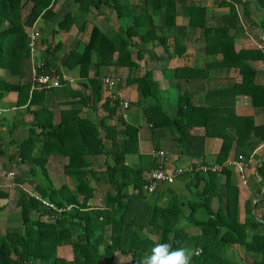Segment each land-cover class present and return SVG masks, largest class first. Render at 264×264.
Here are the masks:
<instances>
[{
  "label": "trees",
  "instance_id": "1",
  "mask_svg": "<svg viewBox=\"0 0 264 264\" xmlns=\"http://www.w3.org/2000/svg\"><path fill=\"white\" fill-rule=\"evenodd\" d=\"M54 1L0 0V69L20 72L29 55L24 13L29 9L32 20L41 15L53 21ZM75 1L83 15L106 7L132 21L121 29L123 36L117 40L93 26L83 51L64 58L63 64L76 69L91 88L83 104L94 109L100 105L103 116L95 121L75 112L70 117L74 116L73 125H66L69 118L61 121L66 126L46 129L39 125L38 135L45 134L46 141L41 156L34 159L29 155L35 140L31 137L25 143L29 162L39 172L36 193L61 211L22 196V227L0 237V264H110L116 254L129 257L132 264L149 255L157 243L170 244L173 250H199L191 264H243L245 259L247 264H264V213L254 214L257 202L250 198L239 203L241 192L232 182L231 169L224 168L221 175L184 172L175 183L161 184L152 194L143 191L150 171L161 165L160 150L169 153L167 163L171 158L179 164L183 158L204 160L206 139H221L214 157L215 163L222 164L234 154L248 156L264 143V124L256 125L252 114L257 109L264 112L260 75L264 68L255 67H264V49L240 48L228 30L213 26L199 3L140 0V6L123 11L118 0ZM155 16L161 18L158 26ZM179 16L188 18L190 28L198 29L203 44L196 51L211 57L201 67L186 62L189 32L175 33ZM72 23L75 20L66 15L56 26L58 31H68ZM157 48L165 54L158 56ZM173 58L185 62L180 66L175 62V66ZM38 61L46 68H57L49 59ZM110 67L114 71L107 73L117 78L122 69L128 72L125 78L121 75V82H126L121 98L129 101L126 118L121 115V98L116 93L111 94L115 98L107 95L100 77L101 69ZM228 70L235 76H219V71ZM127 89L134 90L136 99L128 97ZM3 90L17 91L25 101L29 86H13L0 79V93ZM239 99H247L251 108L238 112ZM141 141L151 143L148 152L142 153ZM51 155L65 159L63 173L73 188L54 187L55 176L50 178L54 170L47 163ZM254 170L260 179L254 194L264 199V158ZM184 190L187 194L182 197ZM100 194L104 205L93 207L92 201ZM45 215L54 219L41 220ZM181 222L186 224L180 226ZM186 225L199 228V233L189 234ZM62 247L70 248V259L58 254ZM229 248L235 249L233 255L228 256ZM235 258L238 261L233 263Z\"/></svg>",
  "mask_w": 264,
  "mask_h": 264
},
{
  "label": "crops",
  "instance_id": "2",
  "mask_svg": "<svg viewBox=\"0 0 264 264\" xmlns=\"http://www.w3.org/2000/svg\"><path fill=\"white\" fill-rule=\"evenodd\" d=\"M221 1H224V3ZM118 2L123 11L129 7L140 6V0H118ZM230 2L233 8H231ZM197 3L206 9V17L211 20V23L214 24L213 26L228 30L229 35L236 38V43L240 48H249L255 45L259 38L262 37L264 0H178V4L182 5ZM260 3L263 5H260ZM52 7L55 14L53 21L45 19L41 15L32 20L31 16H29V9H26L23 17L26 20V33L30 26L36 23L37 31L40 34L36 61L46 58L49 59L51 64L55 63L62 74V86L51 92L34 94L32 101L27 107L25 105L28 101V93L25 101L24 95L19 94L17 91L3 90L0 93V107L9 109L7 113L0 116V183L2 185L0 191V237L5 236L8 231L22 227L23 209L19 205V199L22 196H38L36 188L40 183L39 172L35 167H32L29 161L33 150L35 158L39 156L37 150L39 153L41 152L42 145L39 148L37 142L44 143L46 141L45 134H42V136L38 135L41 131L39 125L50 129L61 126L63 124L61 121L66 118H69V120L65 121L68 122L66 125H73L72 119L74 116L73 118L70 117L75 112H78L80 116L97 121L103 113L102 108H98L100 105L94 109L87 102L83 104L82 100L91 94V88L84 80L79 78L76 69H69L63 64L64 58L73 52L81 53L83 51L88 40V33L93 26H97L108 37L117 40L120 36H123V34L119 35L121 29L129 26L132 21V18L121 15L119 17L115 10L106 7H101L99 10L91 9L83 15L80 12V4L75 0H55ZM66 15H70L75 20V23H72L68 31L56 32L57 22ZM154 21L157 26L161 24L159 16H155ZM176 25L175 33L177 35L180 36L189 32V37L186 39L185 44L188 40H191L192 43L202 46L203 42L198 40L201 38L199 37L198 29L189 27L188 18L177 17ZM157 28L159 29L160 26ZM156 52L157 54H165L162 48H157ZM185 58L186 62H195L198 67H201L206 60L211 59V57L203 55H188ZM172 62H174L175 66V62L180 66L185 61L173 58ZM261 66V64H256L255 67L261 68ZM30 68L31 62L27 58L22 63L21 70L18 73L12 72L9 68L0 69V79L13 86H28ZM111 71H114L113 67L101 69L100 77ZM120 72L123 73L124 78L128 75L126 69H122ZM218 74L219 76L226 74L228 78L235 76V73L231 70L219 71ZM93 75L94 70L92 67L90 78ZM120 83L121 77L117 89L120 87V91L123 92L126 88V82ZM126 91L130 99H136L133 89H127ZM23 101L24 103H22ZM236 108L239 112V108L246 109L247 106L239 107L237 105ZM262 123L259 122L257 124ZM31 137H33L36 144L30 150L31 155H29V148L25 146V143L29 142ZM219 145L220 142L217 139L206 140L205 157L207 162L215 161L214 155L217 153ZM140 146L142 153H146L149 151L151 144L148 141H141ZM47 163L49 169L56 172V176L53 179L55 186L66 184L71 187L70 178L63 173V167L66 164L65 159L61 160V156L51 155ZM31 168L33 173L30 172ZM10 173L14 174L11 178L8 176ZM244 190L243 188L241 191L242 198L245 197L242 196V192H245ZM95 201H92V205L101 206L96 204ZM32 216L33 211L31 212ZM115 256L120 262L122 261V263L118 261V264L130 263L129 257L117 254Z\"/></svg>",
  "mask_w": 264,
  "mask_h": 264
},
{
  "label": "clouds",
  "instance_id": "3",
  "mask_svg": "<svg viewBox=\"0 0 264 264\" xmlns=\"http://www.w3.org/2000/svg\"><path fill=\"white\" fill-rule=\"evenodd\" d=\"M262 34H263L262 37H260L259 40L254 45L255 48L260 49V50L261 49H264V31H263ZM261 68H264V67L261 66ZM117 73L118 72H116V74ZM106 76H112L115 79V85L112 88H108L104 84L103 78L106 77ZM101 79H102V83L104 84L105 88L107 89V91L105 90L106 93H107V95H111L112 93H116L121 98V91L120 90H119L120 92L119 91H116L117 90V86H118V84L120 82V78H117V77L113 76L111 73H106L105 75H103L101 77ZM33 96H32V98H33ZM110 97L111 98H115V97H113V95H111ZM31 101H32V99L30 100V102ZM30 102L27 101V103H26L25 106L27 107L30 104ZM120 102H126L127 103V108L124 111L122 110V107L119 104L120 105V111L123 112V113H121V115L126 118L127 117V109H128V106H129V101L124 100V99L121 98V101ZM0 109H4L5 110L2 114H0V116L4 115L5 113H7L9 111V109L2 108V107H0ZM262 124H264V123H262ZM256 125H259V124L256 123ZM208 139H210V138H208ZM217 140H219V142H220V145H219V149H220L221 139H217ZM219 149H218V151H219ZM218 151H217V153H218ZM261 151H263L262 155L260 154ZM159 153H163L164 156H165V158L166 157H170L169 155H167L169 153L167 151H165V150H163V151L160 150ZM259 154L261 155V157L257 160L256 159V155H259ZM158 157L160 158V156H158ZM239 157H242V161H243V174H244V176L247 179V184L246 185H243L241 183V174L239 173L236 165H227L228 162H237L239 160ZM263 158H264V143L260 144L257 148H255V150L253 152H251L247 157L244 154H237V155L234 154V155L231 156V158L227 159L222 164L215 163V161L214 162H207L206 161V157H204V160H202V159H199V160H186L184 158V159H182V161H181L180 164L177 163L175 160L172 162V158H171V162H169V163L166 162V159H165L164 162H161L160 161L161 158H160L158 163H160L164 167V169L167 170V171L172 170L174 168H178V167L183 166V165H194V166H197V165L200 164V165H207V166H210V167L211 166H220L221 167V170L220 171H213V172L212 171H208V172H205V173L204 172H201V171H198V172H189V171H186L184 173V174L188 173L189 175L195 174V173H201V174L215 173L217 175H221V173H222V171H223L224 168L231 169L232 170V173H236L237 176H238L239 182L236 185L240 189V192L244 188L245 189L244 191H245L246 195H250L251 196V197H246L245 196L244 198H242L241 195H240L239 198L242 201H244L246 198H250V199L253 200L252 201L253 203H256L257 202V207L254 209V214H256L258 216V213H259L260 214L259 217H260L262 215V213H264V204H263L264 199H262L260 197H256V194H254V192L256 191V188L254 187V185L257 184L258 181L260 180L257 177H255V170L254 169H255L256 165H258L260 163L261 159H263ZM156 168H154V169H152L150 171L149 177H150L152 171L155 170ZM179 175H181V174H179ZM179 175H176L175 178H174V180L172 182H164V181H162V182L157 183V185H156V187H155V189H154L153 192H155L158 189V187H160L161 184H173V183H175V181H176V179H177V177ZM149 177H148V179H149ZM147 183L145 185H147ZM250 185H252V186L250 187ZM144 186H143V191H144ZM1 189H2V185H1L0 191H1ZM153 192H151L149 194H152ZM261 193L262 194L264 193V189L261 190ZM149 194L146 193V195H149ZM31 198H34L39 203H41V201H46V200H43L39 196H31ZM94 200H93V202H94ZM88 203L90 204V202H88ZM92 206L94 207L95 205H92ZM34 215L36 217L38 214L37 213H34ZM53 219L54 218H52V216H48V215H45V216H42L41 217V220H44L46 222H50V220H53ZM63 248H68V247H63ZM194 255H199V250H193V249H191L189 247H180V248H177V249L173 250L172 249V246L170 244H167V243H157L151 249V253L149 255H146L141 260L140 264H191V261H192V258H193ZM125 259L127 260V258H125ZM136 261L137 260H135L132 264H134ZM112 262H113V260L111 261L110 264H112Z\"/></svg>",
  "mask_w": 264,
  "mask_h": 264
},
{
  "label": "built area",
  "instance_id": "4",
  "mask_svg": "<svg viewBox=\"0 0 264 264\" xmlns=\"http://www.w3.org/2000/svg\"><path fill=\"white\" fill-rule=\"evenodd\" d=\"M28 41H27V48H28V59L31 62V68H30V75L28 80L29 90H28V102L32 99V96L35 93H44V92H51L53 90H56L62 86V74L61 71L58 68H52V67H45V64L43 61H36L37 58V51L39 48V40H40V34L37 31L36 23H33L28 32ZM103 82L108 88H112L115 85V79L112 76H106L103 78ZM120 105L122 107V110L124 111L127 108L126 102H120ZM5 110L0 109V114H2ZM159 156L161 158V162L165 161V156L163 153H159ZM227 165H236L239 173L241 174V183L243 185L247 184V179L243 174V161L242 157H239V160L237 162H228ZM220 166H207V165H183L178 168H174L172 170H165L162 165L158 166L155 170L152 171L147 185L144 186L145 193L149 194L154 191L157 183L159 182H172L176 175L182 174L186 171L189 172H208V171H220ZM13 176L12 173L9 174V177L11 178ZM1 188V184H0ZM42 205L45 207H49L53 209L54 211H57L60 213L61 210H57L55 206L49 202L41 201ZM58 213H55L58 215ZM55 215V216H56ZM54 218V216H52ZM140 260H137L134 264H140Z\"/></svg>",
  "mask_w": 264,
  "mask_h": 264
},
{
  "label": "rangeland",
  "instance_id": "5",
  "mask_svg": "<svg viewBox=\"0 0 264 264\" xmlns=\"http://www.w3.org/2000/svg\"><path fill=\"white\" fill-rule=\"evenodd\" d=\"M159 25V24H158ZM142 29V28H141ZM58 31V28H57V30H56V32ZM157 31H158V28H157ZM161 31H162V29H161ZM187 44V47H188V53H186V54H188V55H190V56H193V55H197V56H201V55H203V53H198L197 51H196V47H198L199 45L197 44V43H192V41L191 40H188V42L186 43ZM194 48V49H193ZM190 53V54H189ZM158 56H162L161 54H158ZM142 64V63H141ZM203 64V63H202ZM202 66V65H201ZM260 69V68H259ZM118 75L120 76V77H122L121 75H123V73H121V72H119L118 73ZM260 75H261V78H264V71L263 72H261L260 73ZM122 83V82H121ZM120 83V84H121ZM123 84V83H122ZM119 90H121V88L119 87V89H117L116 91H119ZM120 92V91H119ZM237 105L239 106V107H245V105L247 106V109H250L251 107H250V104H249V102H248V100L247 99H239V100H237ZM100 108V107H99ZM252 114H254V115H256V114H258L257 116H255V123H259V122H263L264 123V112L263 113H260L259 111H258V109L257 110H254L253 112H252ZM101 116H103V115H101ZM129 121H131V119H130V116H129ZM113 124H117L115 121L113 122ZM164 144H166V145H168V143L166 142V143H164ZM41 145H42V143L41 142H37V146L39 147V148H41ZM34 151V150H33ZM33 151H32V158L31 159H34L35 158V156H34V154H33ZM262 153H263V151H261L260 152V154L262 155ZM37 154L39 155V156H41V153H39V151L37 150ZM256 155V159L258 160L260 157H261V155ZM134 157V156H133ZM247 157V156H246ZM101 158V157H100ZM103 161V158L100 160V162H102ZM132 162H133V158L132 159H130V163H131V165H132ZM54 176H56V172H53V171H51L50 172V178L51 177H54ZM233 179H234V181L232 180V182H234L235 184H238V182H239V179H238V176H237V174L236 173H233ZM68 181H70L69 179H68ZM53 185H54V187L55 188H60V186H55V184L53 183ZM252 185H250V187H251ZM71 188H73V184L71 183ZM102 190V189H101ZM182 190V189H181ZM103 191H105V190H103ZM102 191V192H103ZM185 192L182 194V197H184L186 194H187V191L186 190H184ZM104 194V193H103ZM103 194H100V197L99 198H97V200L95 201V203L96 204H100L101 206L102 205H104V201H103V199H102V196H103ZM245 194V195H244ZM242 196L244 197V196H246V197H251L250 195H246V193L245 192H242ZM239 203L241 204V205H243L244 204V201H242L240 198H239ZM263 204H264V202H263ZM243 217V216H242ZM184 224H186L185 222H181L180 223V226H183ZM186 227V230L189 232V234H191V235H195V234H197V233H199V228H196V227H192V226H189V225H186L185 226ZM239 249V251H240V253H242V255L244 256V254H243V250H242V248H238ZM227 251V254H228V256H230V255H233L234 253H235V249H227L226 250ZM58 254L61 256V257H64L65 259H70L71 258V250H70V248H60L59 250H58ZM119 260L117 259V258H114L113 259V262H112V264L114 263V264H118L117 262H118ZM235 261H238L237 260V258H235L234 259V262L233 263H235ZM120 262V261H119ZM247 262H248V260L247 259H245V261L243 262V264H247ZM120 263H122V261L120 262Z\"/></svg>",
  "mask_w": 264,
  "mask_h": 264
}]
</instances>
